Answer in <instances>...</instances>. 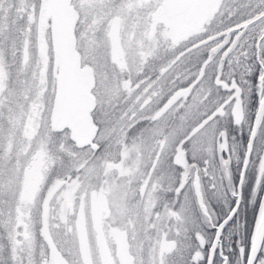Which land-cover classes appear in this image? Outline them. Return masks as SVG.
<instances>
[{"label":"snow or ice","instance_id":"snow-or-ice-1","mask_svg":"<svg viewBox=\"0 0 264 264\" xmlns=\"http://www.w3.org/2000/svg\"><path fill=\"white\" fill-rule=\"evenodd\" d=\"M0 264H264V0H0Z\"/></svg>","mask_w":264,"mask_h":264}]
</instances>
